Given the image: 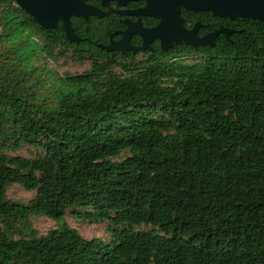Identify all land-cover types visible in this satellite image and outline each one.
Returning <instances> with one entry per match:
<instances>
[{
    "label": "trees",
    "instance_id": "obj_1",
    "mask_svg": "<svg viewBox=\"0 0 264 264\" xmlns=\"http://www.w3.org/2000/svg\"><path fill=\"white\" fill-rule=\"evenodd\" d=\"M181 17L199 36L233 32L126 60L99 47L125 28L119 15L72 17L69 43L61 22L43 29L0 0V264H264V23ZM67 51L91 69L53 80L40 63ZM23 146L41 154H10ZM12 185L35 195L11 201ZM76 206L122 228L85 239L64 222ZM32 216L56 227L39 236Z\"/></svg>",
    "mask_w": 264,
    "mask_h": 264
},
{
    "label": "water",
    "instance_id": "obj_2",
    "mask_svg": "<svg viewBox=\"0 0 264 264\" xmlns=\"http://www.w3.org/2000/svg\"><path fill=\"white\" fill-rule=\"evenodd\" d=\"M16 6L30 15L33 20L43 29H53L58 22L64 31L65 39L71 43H79L81 38L77 36L71 26V18L89 17L98 19L110 14L135 16L138 21L131 23L125 20L126 29L119 42L110 41L109 45H99L108 52L121 51L125 49L135 52L147 48L151 40L158 39L160 47L167 50L175 45L190 46H213L214 40L223 35L228 38L233 31L226 28H219L201 37L198 30L201 27L199 22L191 28H186L181 17V9L193 12H210L219 18L252 19L264 23V0H99L100 5L105 9H99L86 3L87 0H14ZM143 1L145 6L133 11L119 10L118 7H125L128 3ZM114 3V7H112ZM141 17H151L158 20V24L151 29H145L140 24ZM132 34L141 36L143 46L139 49H131L129 37Z\"/></svg>",
    "mask_w": 264,
    "mask_h": 264
},
{
    "label": "rangeland",
    "instance_id": "obj_3",
    "mask_svg": "<svg viewBox=\"0 0 264 264\" xmlns=\"http://www.w3.org/2000/svg\"><path fill=\"white\" fill-rule=\"evenodd\" d=\"M114 7V6H112ZM122 8V7H121ZM118 7L119 10H122ZM57 53V52H55ZM56 55V54H55ZM52 60H47L46 65L44 66L40 63V68L48 71V74L52 77L53 80L57 78H63L66 76H77L86 73L91 69V62L87 58H77L73 57L70 51L64 53L63 56H55ZM144 57H138L136 60L141 61ZM187 59V60H185ZM183 59L182 57L176 58L175 61L180 64H192L197 62V59L187 57ZM112 71L116 74L121 73L119 67H115ZM12 156H21L25 158H33L41 154V150L32 148L29 146H23L20 150L10 153ZM129 156L127 151H123L121 155L117 158H114L115 161H121ZM7 198L14 202L27 203L30 201L35 192H26L18 185H12L7 188L6 191ZM89 207L76 206L66 210L64 217V222L71 228L75 229L83 238L85 239H98L104 243H109L112 239V233L114 228L120 229L122 227H115L111 223L104 222H89L83 218V214L90 212ZM33 229L36 230L39 236L45 235L48 231L56 227V223L44 216H32L29 220ZM125 229H128L129 226H125ZM135 231L139 232H148L153 230L151 226L141 225L133 226Z\"/></svg>",
    "mask_w": 264,
    "mask_h": 264
},
{
    "label": "flooded vegetation",
    "instance_id": "obj_4",
    "mask_svg": "<svg viewBox=\"0 0 264 264\" xmlns=\"http://www.w3.org/2000/svg\"><path fill=\"white\" fill-rule=\"evenodd\" d=\"M145 6V3L143 2V4L141 5H138V6H135V5H130L129 3L125 6V7H122L121 9L123 11H133V10H137V9H141ZM121 17V20H122V23L124 24L125 28L122 29L121 31H118V32H122L126 29V24H125V20H128L130 21L131 23H136L138 21L137 17L135 16H124V15H119ZM151 19V22L150 24L151 25H147V21L145 19ZM140 24L143 28L145 29H151L152 27L156 26L158 24V20L156 22V24L152 25V18L151 17H141L140 18ZM115 35H118L119 37L116 38L115 40H112L114 42H119V40L121 39L122 35L121 34H115ZM199 36V35H198ZM201 37V36H199ZM111 38V37H110ZM143 38L137 34H132L130 37H129V46L131 49H139L143 46ZM110 44V41L107 45ZM161 47H160V41L158 39H154V40H151L149 43H148V46L145 50L143 51H140V50H135V52L131 51V50H128V49H125L124 50V53L122 54V52L119 50L117 51L116 53H118L119 56L122 57V59H126V60H129V59H137L138 57H144L141 61H144L146 59H149V57H151L152 55H154L155 53H159L161 51ZM163 52V51H162Z\"/></svg>",
    "mask_w": 264,
    "mask_h": 264
}]
</instances>
